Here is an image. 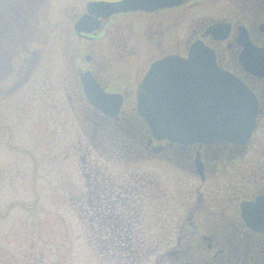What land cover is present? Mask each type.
Returning a JSON list of instances; mask_svg holds the SVG:
<instances>
[{
    "label": "flooded vegetation",
    "instance_id": "1",
    "mask_svg": "<svg viewBox=\"0 0 264 264\" xmlns=\"http://www.w3.org/2000/svg\"><path fill=\"white\" fill-rule=\"evenodd\" d=\"M90 1L100 0H54L58 20L48 24L51 29L42 27L41 34L51 51V36L59 31L56 61L63 94L90 144L117 167L115 173L98 162L87 165V221L93 234L102 233L93 241L107 244L108 253L114 252L112 244L145 242L136 198L141 182L133 183L138 175L132 173L129 179L123 171L126 160H144L165 169L171 179H183L185 186V215L175 228V242L160 254L152 247L155 264H264V75L250 71L243 60L251 50H264V0H183L109 16L90 12ZM43 2L0 0V84L6 83V92L9 86L13 91L20 78L22 86L25 83L30 52L35 50L30 48V21L44 11ZM88 14L91 19L77 25ZM194 43L213 50L217 65L239 77L255 95V126L247 140L159 138L140 115L136 89L151 64L167 55L186 57ZM139 50L143 56L138 57ZM15 58L23 60L18 68ZM86 75L121 98L117 113L110 115L90 102ZM11 122V117L0 115V146H13ZM7 178L0 177V184Z\"/></svg>",
    "mask_w": 264,
    "mask_h": 264
},
{
    "label": "rangeland",
    "instance_id": "2",
    "mask_svg": "<svg viewBox=\"0 0 264 264\" xmlns=\"http://www.w3.org/2000/svg\"><path fill=\"white\" fill-rule=\"evenodd\" d=\"M43 3L44 11L30 21V48L35 50L30 52L33 58L24 85L20 78L13 91L9 86L6 92V83L0 84V115L13 120V146H0V177H8L0 184V210L2 214L9 211L5 216L0 213V264H155L152 247L159 254L166 252L185 215L183 179H171L165 169L144 160H126V176L138 175L133 183L141 182L136 198L145 242L111 247L114 252L108 253L106 244L93 241L94 236L100 240L102 233L93 234L87 221V165L98 162L112 172L117 167H111L90 144L86 129L67 103L56 61L59 31L51 36V51L41 34L42 27L48 29L49 23L58 20L57 7L54 0ZM114 54L116 58L119 53ZM60 60L66 76V64ZM21 62L15 58V67Z\"/></svg>",
    "mask_w": 264,
    "mask_h": 264
},
{
    "label": "water",
    "instance_id": "3",
    "mask_svg": "<svg viewBox=\"0 0 264 264\" xmlns=\"http://www.w3.org/2000/svg\"><path fill=\"white\" fill-rule=\"evenodd\" d=\"M182 1L100 0L90 1L88 10L109 16L113 12L153 10ZM89 19V14L84 15L77 25ZM243 60L248 62L250 71L264 75V50H251ZM148 69L136 89L137 106L157 137L177 142L245 141L250 137L256 119L255 95L239 77L217 65L213 50L194 43L188 56L167 55ZM84 83L95 107L110 115L117 113L121 104L118 95L105 92L89 75Z\"/></svg>",
    "mask_w": 264,
    "mask_h": 264
},
{
    "label": "trees",
    "instance_id": "4",
    "mask_svg": "<svg viewBox=\"0 0 264 264\" xmlns=\"http://www.w3.org/2000/svg\"><path fill=\"white\" fill-rule=\"evenodd\" d=\"M97 244H99V243H97ZM106 246H107V244H106ZM119 246H120V245H115V244H112V245H111L112 248H115V247L119 248ZM107 248H108V246H107ZM120 248H121V247H120ZM107 250H108V249H107Z\"/></svg>",
    "mask_w": 264,
    "mask_h": 264
}]
</instances>
